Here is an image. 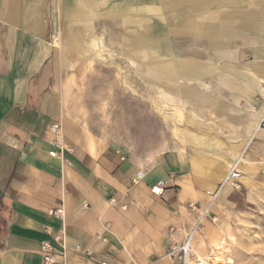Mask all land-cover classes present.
Segmentation results:
<instances>
[{
	"label": "crops",
	"instance_id": "crops-1",
	"mask_svg": "<svg viewBox=\"0 0 264 264\" xmlns=\"http://www.w3.org/2000/svg\"><path fill=\"white\" fill-rule=\"evenodd\" d=\"M52 1L0 0V264H43L42 242L53 248L52 264H176L165 254L193 225L187 205L205 206L227 164L264 132V104L256 111L253 100L254 88L264 96V0H249L243 11L235 7L238 0H159V7L149 0L60 3L63 19L75 25L64 34L77 41L78 51L68 49L78 59L94 47H87L91 38L108 35L121 55L125 38H154L173 65L149 64L142 48L138 62H131L135 71L153 87L167 82L191 91L190 97L174 96L177 116H184L183 99L213 109V121L187 117L200 126H190L193 136L186 134L184 148L161 153L151 164L119 156L66 117L46 62L48 7L60 5ZM75 9L79 18L69 15ZM172 36L181 37L178 47L168 45ZM237 47L252 52L255 61L242 64L247 72L235 61ZM213 82L228 93V104ZM158 181L164 190L154 196L150 188ZM56 208L61 218L48 215ZM75 246L90 255L74 252Z\"/></svg>",
	"mask_w": 264,
	"mask_h": 264
},
{
	"label": "rangeland",
	"instance_id": "rangeland-1",
	"mask_svg": "<svg viewBox=\"0 0 264 264\" xmlns=\"http://www.w3.org/2000/svg\"><path fill=\"white\" fill-rule=\"evenodd\" d=\"M149 1L159 7V0ZM238 1L242 4L235 6L237 10L251 7L249 0ZM52 2L60 4L63 0ZM161 13L164 15L162 10ZM142 16L145 18L149 15H139L133 19ZM48 17L46 62L50 65L53 89L62 100L66 117L90 136L112 147L119 156L151 164L161 153L184 148L186 134L193 136L190 126L196 129L200 126L186 122L187 117L200 123L209 122L208 118L213 121L216 117L211 114L213 109L207 105L185 99L181 106L185 120L184 116H177L173 104L161 98V91L142 78L135 71L134 63L123 57L116 50L117 47L108 44L111 38L108 35L100 39L102 43L97 48L86 45L88 52L78 59L75 52L68 49L69 44H76L77 41L73 42L64 34L72 23L63 19L61 4L48 7ZM162 30L167 32L166 20L162 21ZM180 40L181 37H167L168 45L172 48L178 47ZM50 44L54 47H50ZM236 50L235 61L239 63L236 64L240 71L247 72L249 67L242 64L255 61L252 52L249 48L237 47ZM260 62L264 63V60ZM153 76L152 73L151 78ZM203 82L209 84L207 80ZM211 87L223 95L225 104L229 103V95L223 88L214 82ZM254 89V108L258 111L264 104V96L259 89ZM241 102V109L251 113L247 104ZM260 125L264 130V118ZM245 154L248 156L244 158L246 164L242 163L241 166L243 176L247 177L222 196L218 206H211V217L215 220L204 222V230L193 246L198 257H205L214 251L223 264H264V133L255 134ZM208 201L207 197L206 204ZM219 222L224 227L218 231L224 239L223 246L212 243L208 235H204L208 225L214 228ZM213 245L218 246L216 250Z\"/></svg>",
	"mask_w": 264,
	"mask_h": 264
},
{
	"label": "bare ground",
	"instance_id": "bare-ground-1",
	"mask_svg": "<svg viewBox=\"0 0 264 264\" xmlns=\"http://www.w3.org/2000/svg\"><path fill=\"white\" fill-rule=\"evenodd\" d=\"M69 15L71 18H79V14H78V9H75L74 11H70L69 12ZM122 15V14H121ZM114 19V18H113ZM118 20V19H117ZM115 21V20H114ZM106 22V21H104ZM92 23V22H91ZM122 23V22H121ZM83 24V23H82ZM87 24V23H86ZM85 24V25H86ZM89 24V22H88ZM120 24V23H119ZM78 25V24H77ZM91 25V24H90ZM71 27V26H70ZM75 27V26H73ZM79 27V26H78ZM77 27V29H78ZM130 27V26H128ZM121 29V28H120ZM119 29V30H120ZM71 30V28H70ZM70 30L68 32H70ZM127 30V29H125ZM129 30V29H128ZM80 31V30H79ZM78 32V31H77ZM125 32V31H124ZM129 32V31H128ZM127 34V33H126ZM133 35V34H132ZM68 36V35H67ZM121 36V34H120ZM132 37V36H131ZM54 38V37H53ZM60 39V38H59ZM66 39V38H65ZM61 41V40H60ZM98 41V40H97ZM100 41V39H99ZM98 42L95 41L94 38H91L89 41H88V45H91V46H94L96 47V44L95 43H98ZM112 42V41H111ZM247 42V41H246ZM60 43V42H59ZM122 43V42H121ZM56 44V42H55ZM97 44V45H98ZM115 45V44H114ZM232 45V44H231ZM53 45L50 44V47H52ZM69 46L71 48H76L75 50L78 51L77 49V46L75 43H71L69 44ZM82 46V45H81ZM122 46V45H121ZM148 46L150 48H148ZM54 47V46H53ZM57 47V45H56ZM83 47V46H82ZM162 44L158 41V40H154V38H152L151 40L150 39H139L137 40V42L135 41H132L131 39L129 38H125V40L123 41V48H122V56L125 57L126 59H128L130 62L132 61H137L139 60L138 56L139 55H135L136 54V50L138 51H141L142 48H144V51H149L146 52L148 53L149 55V64L151 65H155L156 67H162L164 66L166 63H169L171 62L170 59H165L164 58V54H161L160 52H162ZM206 47V46H205ZM247 47V46H246ZM69 48V47H68ZM85 48V47H83ZM82 48V49H83ZM97 48V47H96ZM54 49V48H53ZM81 49V51H82ZM234 49V48H233ZM87 50V49H86ZM160 52H158V51ZM88 51V50H87ZM207 51V50H206ZM78 53V56H79V52ZM81 53V52H80ZM121 54V53H120ZM139 54V53H137ZM136 62V63H137ZM141 64V63H140ZM172 64V62H171ZM173 65V64H172ZM140 67V66H138ZM147 69V68H146ZM141 72V71H140ZM213 78V77H212ZM172 80V79H171ZM153 84V83H152ZM154 85V84H153ZM156 88L158 90L161 91V97L163 100H165L166 102H171L172 104H175L174 106H177V103L175 102V99H174V96L177 94H180V95H183V96H186V97H190L191 96V91L188 89V88H183V87H175L174 85H171L167 82H162L161 84H158L156 83ZM153 88V87H152ZM205 88V87H204ZM176 98V96H175ZM254 100V99H253ZM179 104V103H178ZM180 105V104H179ZM179 107V106H178ZM177 107V108H178ZM180 108V107H179ZM247 108V107H246ZM252 110V109H251ZM180 110H177V114H180ZM255 113V112H254ZM181 115V114H180ZM179 115V116H180ZM196 123V122H195ZM199 124V123H198ZM257 127V126H256ZM261 128V127H260ZM259 129V128H258ZM259 131V130H258ZM254 133V132H253ZM264 133V132H263ZM248 142V141H247ZM247 144V143H246ZM251 155V154H250ZM245 156V154H244ZM244 156L240 155L237 157V159H235V161L231 162V163H228L227 166L225 167L226 168V171L225 173L223 174V179L221 181L220 186H218V188H216V196H215V199L213 201V203L211 204V206H215L217 205V203L220 201V199L222 198V196H224L229 190L233 189V184L231 183V180L228 178V174L229 172L231 171V169H235L237 172L240 173V176L237 178V182L239 184H241V182L245 179V176H243V171H242V166L241 164H246V158L244 159ZM248 157V156H246ZM254 158V157H253ZM248 162V161H247ZM250 163V162H249ZM255 164V163H254ZM252 165V164H251ZM258 165V164H257ZM246 173V172H245ZM244 173V174H245ZM253 175V174H251ZM247 177V176H246ZM249 177V176H248ZM207 193H210L207 192ZM228 194V193H227ZM218 206V205H217ZM216 222V221H215ZM224 227H223V223H216V225L214 226V228H212V226L208 225V227L206 228L205 230V233L204 235H208V237L210 238L211 242L212 243H216L220 246H223V241L224 239H222V234H219L218 231L222 230ZM201 236V235H200ZM202 237V236H201ZM199 238V237H198ZM197 238V239H198ZM199 240H202V238H200ZM212 245V244H211ZM210 245V246H211ZM212 247V246H211ZM214 247V245H213ZM216 247H218L216 245ZM216 247L215 250H216ZM220 250V249H219ZM193 252L195 253V251L193 250ZM196 256H198L196 253H195ZM202 259H205L206 260V263L207 264H223L221 259L219 258V256L217 255L216 252L214 251H210L209 254H207L205 257H201Z\"/></svg>",
	"mask_w": 264,
	"mask_h": 264
},
{
	"label": "built area",
	"instance_id": "built-area-1",
	"mask_svg": "<svg viewBox=\"0 0 264 264\" xmlns=\"http://www.w3.org/2000/svg\"><path fill=\"white\" fill-rule=\"evenodd\" d=\"M58 130L57 124H51L50 132L54 133ZM123 161V158H120ZM240 176V173L237 172L235 169H231L228 174V178L231 180L233 186H237V178ZM135 182V181H134ZM164 190V182L158 181L154 186L150 188V193L154 196H161ZM209 198L208 203L201 207L198 204H188L187 209L195 214V218L193 221L192 227L187 232L186 236L184 237L183 241L180 244H175L174 246L170 247L165 257L170 260L171 262H176V264H207L205 259L198 257L193 252V246L195 244V238L201 234L204 230V222L206 220H211L212 222L215 220L214 217H211V204L213 203L216 190H213L210 193H207ZM112 202H115L112 200ZM48 215L56 218H61L62 216V209L56 208L48 211ZM53 241L57 244H60L63 248V240L60 236L55 235L53 237ZM40 254L42 256V263L43 264H52V253L53 248L46 242H42L39 247ZM74 252L76 253H85L86 255H90L89 252L83 251L79 246L74 247ZM105 264V263H102ZM175 264V263H174Z\"/></svg>",
	"mask_w": 264,
	"mask_h": 264
}]
</instances>
